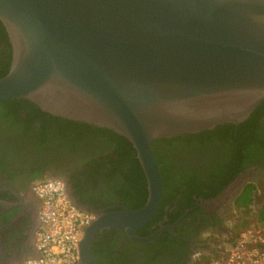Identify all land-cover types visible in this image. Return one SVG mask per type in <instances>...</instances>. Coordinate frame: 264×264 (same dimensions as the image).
I'll return each instance as SVG.
<instances>
[{
	"label": "water",
	"instance_id": "obj_1",
	"mask_svg": "<svg viewBox=\"0 0 264 264\" xmlns=\"http://www.w3.org/2000/svg\"><path fill=\"white\" fill-rule=\"evenodd\" d=\"M0 18L14 47L0 102L116 131L148 180L138 209L90 208L67 187L94 215L80 264H101L90 252L101 230L157 237L138 234L162 202L156 139L239 124L264 100V0H0Z\"/></svg>",
	"mask_w": 264,
	"mask_h": 264
},
{
	"label": "flooded vegetation",
	"instance_id": "obj_2",
	"mask_svg": "<svg viewBox=\"0 0 264 264\" xmlns=\"http://www.w3.org/2000/svg\"><path fill=\"white\" fill-rule=\"evenodd\" d=\"M167 144L157 146L168 170L161 207L138 230L142 237H157L141 242L125 230H101L90 244L101 264L205 262L216 243L232 237L243 222L238 205L242 193L253 184L264 198V153L245 151L238 162L227 163L225 142L214 150L179 141ZM95 158L87 150L58 157L0 152V264H22L37 253L43 200L35 187L41 180L61 178L79 203L90 208L113 211L146 204L118 198V183L107 184L105 172L95 175L100 171L92 167Z\"/></svg>",
	"mask_w": 264,
	"mask_h": 264
},
{
	"label": "trees",
	"instance_id": "obj_3",
	"mask_svg": "<svg viewBox=\"0 0 264 264\" xmlns=\"http://www.w3.org/2000/svg\"><path fill=\"white\" fill-rule=\"evenodd\" d=\"M14 58V47L6 26L0 18V78L10 71ZM225 142L229 159L238 162L245 151L264 153V101L253 111L251 116L237 126L236 123L218 125L213 130L189 133L172 138H159L153 143V150L159 162L162 175H167L157 146L160 143L186 144L189 147L200 146L216 149ZM168 145V144H167ZM238 150L234 159L235 150ZM87 150L91 158L97 155L92 167H99V172L107 175L106 183H118L117 197L124 201L145 204L148 199V180L132 142L116 131L94 124L71 120L45 112L29 99H11L0 102V152L47 154L58 157ZM252 153V154H253ZM55 159V158H54ZM129 163L125 167V164ZM124 170V172H123ZM255 185L249 186L242 193L238 205L243 215V222L249 221L253 208L261 205ZM116 197V198H117ZM263 207H264V203ZM138 205V204H137Z\"/></svg>",
	"mask_w": 264,
	"mask_h": 264
},
{
	"label": "built area",
	"instance_id": "obj_4",
	"mask_svg": "<svg viewBox=\"0 0 264 264\" xmlns=\"http://www.w3.org/2000/svg\"><path fill=\"white\" fill-rule=\"evenodd\" d=\"M43 200L38 232L39 254L24 264H80V245L94 215L76 205L66 183L49 178L36 184ZM208 264H264V208L257 206L248 223L219 240Z\"/></svg>",
	"mask_w": 264,
	"mask_h": 264
},
{
	"label": "crops",
	"instance_id": "obj_5",
	"mask_svg": "<svg viewBox=\"0 0 264 264\" xmlns=\"http://www.w3.org/2000/svg\"><path fill=\"white\" fill-rule=\"evenodd\" d=\"M259 202V201H258ZM260 206V205H259ZM262 207H263V205H261ZM264 208V207H263ZM252 218V215L250 214V217H249V219H251ZM249 221H247V222H244V223H241L238 227L240 228L241 226H243L244 224H246V223H248ZM237 228V227H236ZM239 228L238 229H235V231L232 233V235L233 236H235L237 233H238V231H239ZM215 253V251L214 252H212L211 254H214ZM39 254V250H37V253L35 254V256H37ZM35 256H33V257H35ZM209 257H210V255L207 257V259H206V261L205 262H202V263H199V264H208V259H209ZM32 258V257H31ZM27 261V260H26ZM25 261V262H26ZM24 262V263H25ZM24 263H22V264H24Z\"/></svg>",
	"mask_w": 264,
	"mask_h": 264
},
{
	"label": "rangeland",
	"instance_id": "obj_6",
	"mask_svg": "<svg viewBox=\"0 0 264 264\" xmlns=\"http://www.w3.org/2000/svg\"><path fill=\"white\" fill-rule=\"evenodd\" d=\"M258 201L260 202L259 204L263 205L262 203H264V198H258ZM260 205V206H261ZM262 207V206H261ZM256 208V207H255ZM255 208H253L252 212H251V215L253 213V211L255 210Z\"/></svg>",
	"mask_w": 264,
	"mask_h": 264
}]
</instances>
